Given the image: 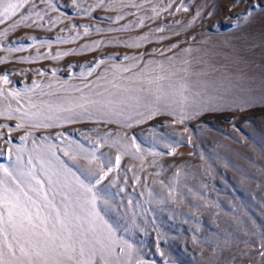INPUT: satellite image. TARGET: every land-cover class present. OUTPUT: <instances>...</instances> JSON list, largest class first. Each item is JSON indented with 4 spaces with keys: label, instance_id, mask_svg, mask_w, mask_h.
<instances>
[{
    "label": "rangeland",
    "instance_id": "obj_1",
    "mask_svg": "<svg viewBox=\"0 0 264 264\" xmlns=\"http://www.w3.org/2000/svg\"><path fill=\"white\" fill-rule=\"evenodd\" d=\"M0 264H264V0H0Z\"/></svg>",
    "mask_w": 264,
    "mask_h": 264
},
{
    "label": "snow or ice",
    "instance_id": "obj_2",
    "mask_svg": "<svg viewBox=\"0 0 264 264\" xmlns=\"http://www.w3.org/2000/svg\"><path fill=\"white\" fill-rule=\"evenodd\" d=\"M10 9H12V14L14 15L15 14V10H16V8L17 7H19V5H16V4H10L9 6H8ZM4 80H5V82H7V77H4ZM118 159V158H117ZM5 171L7 172V169H5ZM7 199H8V197L7 196H5V200L7 201ZM11 215H12V213H11V211H9V217H11ZM30 222V221H29Z\"/></svg>",
    "mask_w": 264,
    "mask_h": 264
}]
</instances>
